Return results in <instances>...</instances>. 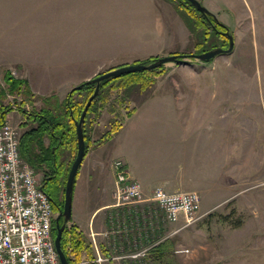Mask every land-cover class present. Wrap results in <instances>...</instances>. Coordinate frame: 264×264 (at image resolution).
<instances>
[{"label":"rangeland","instance_id":"374dc122","mask_svg":"<svg viewBox=\"0 0 264 264\" xmlns=\"http://www.w3.org/2000/svg\"><path fill=\"white\" fill-rule=\"evenodd\" d=\"M77 1L79 9L83 4L92 6L93 16L85 23H78L83 30L73 35L81 44L74 48L75 58L69 57L90 63L73 73L51 76L88 75L93 79L127 64L171 54L199 53V31L204 26H196L199 29L197 37L191 33L181 15L180 7H188L184 0H163L164 4L159 2L157 11L141 0ZM199 1L213 13L217 12L218 20L230 29L234 37L233 50L209 62L191 59V64L168 63L150 70L142 88H112L117 85L112 80L105 84L89 113L85 157L91 153L80 165L74 184L76 192H73V200L76 193L77 202L79 193L85 196L94 184L100 188L95 195L105 197L107 191L103 188L108 183L97 168L98 157L110 151L122 123L142 103H149L142 114L146 116L156 108L164 116L165 108L152 106L166 104L168 98H176L172 100L174 104L199 103L205 109L211 89L216 88L222 93L216 98L222 100L223 119L234 126L224 130L230 132L224 135L223 158L216 161V167L212 171H200L201 177L191 176V185L203 188V191L193 189L200 195L197 218L181 227L184 222L166 221L154 202L134 213L122 210L129 205L116 206V212L108 214V226L96 241L95 233L80 230L71 216L63 231L62 248L72 264H264V0ZM190 12L194 19L202 24L205 22L201 13ZM79 17V20L84 18ZM206 24L212 30L210 23ZM83 35H90L92 43L83 44ZM215 42L220 44L217 46H221V42L224 43L222 47L228 46L226 37L224 40L216 38ZM64 52L72 53L73 49H64ZM10 71L19 77L16 68ZM4 72L0 74V88L7 91ZM43 75L31 74L32 79H25L26 86L18 92H8L2 100L3 106L12 107L5 119L16 128L20 142L25 140L27 132L37 129L40 122L37 115L43 113V108L64 101L73 87L90 80L41 78ZM93 89L95 84L76 91L70 102L81 105ZM74 127L72 122L71 129L75 130ZM63 142L57 161L51 165L49 160H40L42 156L24 154L23 146L20 147L23 160L34 168L40 184L53 177L49 191L54 193L58 210L63 208L67 174L77 153L75 135ZM42 144L49 146L47 135L42 138ZM102 144L105 147L101 153L96 149ZM38 152L39 144H36L35 153ZM104 156L108 157L107 153ZM110 161L105 162L107 169ZM108 174H105L106 180ZM210 174L212 177L207 176L208 179L216 180L215 183L205 182L206 175ZM111 202L114 204V200ZM99 256L104 260L95 261Z\"/></svg>","mask_w":264,"mask_h":264},{"label":"crops","instance_id":"0c3cea01","mask_svg":"<svg viewBox=\"0 0 264 264\" xmlns=\"http://www.w3.org/2000/svg\"><path fill=\"white\" fill-rule=\"evenodd\" d=\"M141 2L151 5L156 11L159 2L164 4L163 0ZM80 7L83 8L79 9L77 0H0V74L5 71V75L6 71L16 68L20 74L16 78L20 79H32L33 73L45 74L41 78L47 79H90L88 75H50L73 73L80 66L90 63L89 60L78 61L79 59L69 57L75 58L74 48L81 44L73 35L74 32L83 30L78 23H85L93 16L92 6L83 4ZM210 12L213 15L217 13ZM79 15L84 18L79 20ZM103 15L104 10L102 17ZM89 37L90 35L80 37L83 44L92 43L89 42ZM64 49H73V52L65 54ZM49 53L52 54L49 56ZM203 91L207 92L208 89ZM211 91L209 105L205 109L199 103L174 104L176 98H172L173 101L168 98L166 104L152 106L165 108L164 116L159 108L146 116L142 114L149 103L144 102L122 123L114 139L111 138L113 146L110 151L105 152L109 158L105 154L98 157L97 168L103 173V180L108 183L103 188L107 191L105 197L98 198L95 195L100 188L94 184L90 185V192L85 196L81 197L79 193L77 202L74 193L72 219L80 230L93 232L94 240H100L101 233L108 226L109 213L116 212V206L111 202L115 185L113 162L116 159L125 162L129 173L141 183L144 191L145 200L123 207L125 213L127 210L128 213H134L137 209L148 206L151 202L148 200L149 193L158 186L166 191H203V188L191 185V176L197 174L201 177L200 171H212L216 167V161L223 158L224 135L230 132L224 130L234 126L223 119L222 100L216 98L222 94L221 91L216 88ZM140 116L143 119H139ZM104 147L102 144L96 150L101 152ZM107 160H111L108 169L105 165ZM106 172L109 173L107 180ZM207 176L212 177L211 174L206 175L205 182H216L209 180ZM84 200H87L86 204ZM180 221L184 222L183 219ZM101 247L104 248V245Z\"/></svg>","mask_w":264,"mask_h":264},{"label":"built area","instance_id":"2783aa9c","mask_svg":"<svg viewBox=\"0 0 264 264\" xmlns=\"http://www.w3.org/2000/svg\"><path fill=\"white\" fill-rule=\"evenodd\" d=\"M114 206L145 200L141 183L121 159L113 162ZM170 223L197 218L200 195L196 191H166L155 187L148 198ZM55 212L35 170L20 153V137L5 119L0 125V264H62L54 246ZM67 254V253H66ZM109 259V256H106ZM68 258V256H67ZM104 260L98 257L95 261ZM68 264H72L68 260Z\"/></svg>","mask_w":264,"mask_h":264},{"label":"trees","instance_id":"16d2710c","mask_svg":"<svg viewBox=\"0 0 264 264\" xmlns=\"http://www.w3.org/2000/svg\"><path fill=\"white\" fill-rule=\"evenodd\" d=\"M188 5V7L186 9L180 7V9H182L181 11L183 13H181L184 22L186 23V25L189 27L191 33H194V35L196 36L198 34V27L202 25L204 27L203 30L199 31L201 33V39H200V43L198 45L201 46V48H199L198 52H204L207 49H210L212 47H215L217 45H220L219 43L215 42L216 38H222L224 40V36L220 35L218 30L220 29H225L221 26H219L218 24H216V22L214 21V17L213 16H209V20L206 19V17L204 15H202V17L204 18L205 22H202L194 19L193 15L191 14V10H193L194 13H200L197 9H195L190 3H188L186 0H184ZM188 9V10H187ZM186 12H188V14H186ZM206 22L210 23V25L212 26V30H209L207 28V24ZM215 22V23H214ZM198 26V27H196ZM215 26V28L213 27ZM199 36V37H200ZM197 37V36H196ZM224 43L221 42V46H223ZM154 60V59H153ZM152 59L146 60L144 61V63H149L153 61ZM152 71V70H151ZM149 71H139V72H135V73H130V74H126L123 75L121 77L118 78H110L108 80H104L101 82V86H100V90H102V88L105 86V84H107L110 80H112L113 82H116L117 85H113L112 88H130V87H143L146 81V74ZM4 79L8 85L9 90L7 89L4 90L2 88H0V125L3 124V122L5 121L6 115L8 114V112L10 110H12L11 106L8 105H2V100L5 97L6 94L12 93V92H18L22 89L23 85L26 86V80L25 79H20V78H16L14 77V75L10 72V71H6L5 75H4ZM88 85H94L93 83H91L90 81H87L85 83H82L79 85V88L74 90L72 92L75 93L76 91L81 90L82 88H85ZM94 90V89H93ZM93 90L91 91L90 95L93 93ZM69 94V96L67 97V99H65L62 102H58L56 101V103L54 104V106H51L50 108H43L41 114H38L37 116L39 117V123H38V127L37 129H33L29 132H27L24 135L25 140L22 142L21 140V146H23V153L29 156H34V157H40V160H49L50 161V165L51 162H56L57 158L59 156V152L62 149V146L64 144V140L68 139V138H72V136H76V132L75 130L71 129V125L72 122L74 124V119H77L80 115L81 112L86 104L87 101L83 102L81 105L79 104H74L72 102H70L71 99V95ZM98 96L92 101L88 112L86 114L85 117V121L83 124V131H84V137H85V142H86V125L88 123V117H89V113H91V111H93V108L95 106V101L96 99H98ZM68 119H70V122L68 121ZM71 123V124H70ZM75 126V124H74ZM75 128V127H74ZM47 135L48 138L50 139V144L49 146H44V144H42V138ZM39 144V152L35 153V145ZM87 150V147H86ZM61 153V152H60ZM43 189L45 190V192L48 194V196L50 197L51 201H52V207L54 212H56V210H58V206L56 205V203L54 202L53 199V192L51 193L49 190H46L44 187ZM53 234L55 233V228L53 227ZM62 246H63V242H62Z\"/></svg>","mask_w":264,"mask_h":264},{"label":"water","instance_id":"95a60500","mask_svg":"<svg viewBox=\"0 0 264 264\" xmlns=\"http://www.w3.org/2000/svg\"><path fill=\"white\" fill-rule=\"evenodd\" d=\"M186 1L190 3L195 9H197L202 15H204L209 21H210L209 16H213L216 24L225 28L224 34L228 39V46L226 48L222 46H217L201 53L166 55L163 57H158L149 63L138 62L134 64H127L111 69L104 73H101L97 77L89 80L91 83L95 84V89L93 93L89 96L79 119L78 120L74 119L76 140H77V153L67 174L63 208L58 210V215L55 217L54 220L55 229H56V232L54 234V246L59 256L60 262L62 264H68L67 255L62 248V235L67 222L71 219L72 216L74 184L79 167L82 164L86 154V144H85V137L83 131V124L92 101L98 95L101 82L104 80H108L110 78H118L130 73H135L139 71H150L159 68L163 65H166L168 63L183 65L190 63L191 59H196L201 62H209L221 54L230 53L234 48V37L230 32L229 28L224 23L220 22L216 18V16L213 15L199 0H186ZM213 27L215 28V26ZM78 88L79 85L73 87L72 90L70 91V94H72V92ZM60 218H63L62 223H60Z\"/></svg>","mask_w":264,"mask_h":264},{"label":"flooded vegetation","instance_id":"af4514ba","mask_svg":"<svg viewBox=\"0 0 264 264\" xmlns=\"http://www.w3.org/2000/svg\"><path fill=\"white\" fill-rule=\"evenodd\" d=\"M207 19V18H206ZM208 20V19H207ZM215 23V22H214ZM218 32H219V34L220 35H222V36H224V37H226L225 36V34H224V32H225V29H224V31H221V30H218ZM227 38V37H226ZM53 180V177L51 176V177H48V179H44V181L42 182V186L46 189V190H49V184H50V182ZM60 220H61V218H60Z\"/></svg>","mask_w":264,"mask_h":264}]
</instances>
